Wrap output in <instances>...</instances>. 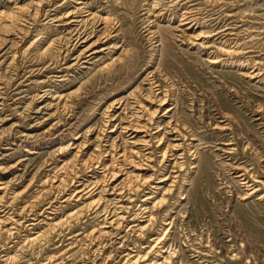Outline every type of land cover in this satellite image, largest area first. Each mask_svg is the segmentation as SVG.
<instances>
[{"label":"rangeland","instance_id":"1","mask_svg":"<svg viewBox=\"0 0 264 264\" xmlns=\"http://www.w3.org/2000/svg\"><path fill=\"white\" fill-rule=\"evenodd\" d=\"M16 1L19 2L17 5L27 6V10H31L35 6L33 2H36ZM53 1L61 4L65 0ZM167 1L170 0H122L118 6L110 3L108 13L104 16L118 22L116 26L120 24L117 27L118 37L110 38L106 45L114 46L117 41L118 46L122 47L108 48L98 53L90 64H84V68L75 66L70 72L73 76L69 79L72 80L62 82L61 87L57 86V78L54 79L58 74L51 71L56 69H50V73L31 72L35 63L28 62L27 55L20 54L21 51L17 52L18 56L9 69L0 66V80L3 79L0 90L6 102L0 105L3 107L0 108V182L11 181L6 189L8 194L3 199H8L10 192H16L15 211L28 200H36L34 203L40 209L39 206L45 207L48 201L56 197L53 190L39 191L42 187L40 179L52 177L55 169L52 168L56 164L73 158L74 146L79 141L91 140L92 150L98 143L96 135L103 136L106 132L108 114L116 110L115 114L124 116V111L116 108L118 105L115 101L136 88H140V91L146 88L144 79L150 72L160 74L166 85H172L175 107L171 111L180 127L187 126L181 128L187 137L182 146L186 158L174 192L166 197L167 205L153 211L156 219L143 235L127 229L136 223L130 220L133 212H123L127 219L118 229L125 237L117 238L112 229L105 246L98 242L91 245L83 234L99 228L103 216L94 209L83 207L88 199L84 202L69 200L67 205L65 202L60 204L75 189L73 187L76 184L71 185L63 191L62 198H58L61 194L54 199L55 215L54 218L49 217L57 221L66 218L69 212L80 209L69 219L75 231L68 233L64 230L61 236L48 233L46 242L41 245L32 244L21 249L27 234L22 230L20 239L1 242L0 259L6 255L19 256L21 261L17 264H47V256H59L56 264H125V255L129 252L132 256H144L155 245L152 240L163 236L161 246L174 253L171 264H264V199H261V194L244 199L247 190L239 177L246 170L257 175V180L264 181V0H195V17L206 20V23L186 31L179 22L181 9ZM4 3L10 7L0 5V8L12 11L14 3ZM103 3L101 5H105ZM151 4L157 5V8L152 9H160L163 17L153 20L151 11L147 9ZM154 26L155 29H152ZM46 27L47 22L39 14L32 34L38 32V36L43 37L44 31L48 29ZM224 28H229L230 32L223 35L221 40L240 50L233 56L235 64L230 63L231 58L227 55H221L213 49L200 50L198 44L188 43V36ZM152 30L159 32L163 42H156L154 35H151ZM220 37V33H217L210 38L219 41ZM201 43L205 45L206 42ZM8 45L0 51V59L9 54V48L6 49ZM123 50V59L128 57L132 61V69L123 75L124 68L120 67L122 63L119 62L115 66L120 69L115 73L123 76L112 81L109 78L110 69L115 66L102 71L97 69L98 65L101 61H108L111 54L117 56ZM210 54L212 57L220 56L221 61L209 63ZM46 76H49L47 87L51 88L44 90H54L56 86L61 93H69L68 103L71 105L67 112H61L60 108L57 114L51 115L40 125H33L35 120L53 112L55 106L47 105V102L52 101L51 97L41 101L31 100L29 109L34 105H44L39 113L29 112L30 116H24L16 113V110L29 103L30 97L40 89L37 79L42 80ZM128 83L131 84L126 88ZM18 91L21 97L15 101L19 100L20 103L12 104L15 102L10 99ZM166 120L169 121L168 118ZM122 121L124 123L125 119ZM172 125L175 126L174 121ZM26 132L32 135L28 136L29 139L21 134ZM191 137L198 144L196 156L201 153L210 161V169L204 176H200L199 170H190L194 162L187 150ZM72 142L75 144L64 151ZM61 148L63 150L59 152ZM152 152L155 155L154 150ZM153 172L145 170L143 174L148 176ZM90 173L80 171V179L93 180L100 176L99 173L93 176ZM1 195L0 191V198ZM2 216L0 213V218ZM46 216L48 214L42 216L43 221L32 232L46 229L49 222ZM172 220L174 225L169 230L167 223ZM31 223L26 225V230L32 229ZM142 224L146 225V222ZM78 233V237L82 238L71 243ZM14 241L18 244L15 245ZM71 250L75 253L69 257L66 255L68 253H63H71ZM157 254H147L138 264L148 263Z\"/></svg>","mask_w":264,"mask_h":264},{"label":"bare ground","instance_id":"2","mask_svg":"<svg viewBox=\"0 0 264 264\" xmlns=\"http://www.w3.org/2000/svg\"><path fill=\"white\" fill-rule=\"evenodd\" d=\"M5 1L11 4L14 3L12 11H6L0 8V51L5 45L9 44L6 48H9V54L0 59V66L3 67L4 65L6 69L13 66L18 56L17 52L19 53V51H21L20 54L27 55L26 60L28 62L33 61L35 63L33 67L31 66V72H55L58 75H56L54 79L57 78V86L61 87L62 82L65 81L67 83L72 80L69 79L70 76H73L70 72L73 71L72 69L75 66L84 68L86 67L85 63L90 64L91 60L94 59L98 53L108 50V48L118 49L122 47L118 46L117 41L114 46L106 45L110 38L118 37L117 27L120 23L116 26L118 22L111 20L110 17L104 16L108 13V6H110V3L113 2L118 6L122 3V0H107L105 3H103L104 0H65L61 4L53 0H36V2H33L35 6L33 5L31 10L30 8L27 10V6H25V8L24 6L17 5L19 2L16 0H0V5L7 6V4L4 3ZM167 2H170L172 5L176 4L179 10L181 9L178 17L180 19V25L185 26V31L194 30L195 25L206 23V20H202V18L199 20V18L195 17V0H170ZM102 3L105 5H101ZM156 4H151L149 8H147L148 11H151V15L154 17L153 20H156L163 14L160 9H152L157 8ZM46 7L47 9H45ZM39 14L43 17V20L47 22L48 27V29L44 31L45 34L43 37L38 36V32L32 34V27L35 24L37 25ZM152 29H155V26L152 27ZM229 32V28L218 31L214 29L210 32H201L197 35L188 36L187 39L190 40L188 43L192 45L198 44L200 50L213 49L221 55H227L231 58V60L229 59L230 63L235 64L233 56L240 50H238L237 47H231L230 43L221 40L224 38L223 35ZM217 33H220V36H222L219 41H215L214 39L211 40L210 37ZM152 34L156 38V42L160 43L163 40L157 30H152L151 35ZM201 41H205V45H203V43L200 44ZM211 41L212 44L210 45L209 43ZM217 44L219 45L218 47ZM12 47H17L18 49L16 48V50ZM122 53H125L124 50L117 56L111 54L108 61L105 60L106 62L101 61L100 64L98 63L99 67L97 69L103 71L120 62L122 63L120 67L124 68L123 75H127L128 72L130 73L133 63L128 57L123 59ZM31 57L33 59H30ZM221 59L220 56L212 57L210 54L208 62L214 64L221 61ZM120 67L116 68L115 66V69H110L111 73L109 72V78L112 81L123 76L115 73ZM50 69L56 70L50 71ZM48 79L49 76H46L42 80L37 79L40 87L39 91L30 97L31 99L28 104L22 107L18 106L20 107L18 109L16 108V113L19 115L28 116L30 114L29 112L39 113L42 111L44 105L40 107L34 105L29 109L28 107L30 106L31 100L41 101L47 97H51L52 101L47 102V105L55 106L53 112L47 113V116L44 118L35 120L33 125H40L51 115L57 114L60 108L61 112H67L71 105V103H68V100H70L68 99L69 93H61L57 90L56 86L53 87L54 90H44L46 88H51L47 87L49 86L46 84ZM2 80L1 78L0 85L3 84ZM144 80L147 87L143 88L142 91H140V88H136L130 91L126 96L120 97L115 101V104L118 105L116 108L120 109V111H124V116L119 117V114H115L116 110L108 114V126L107 129L104 128L106 132L103 136L96 135L98 143L95 144L92 150H90V147L93 143H91L90 139V141H79V143L74 146L75 152L73 158L61 164H56L52 168V170L55 168L52 171V177L46 176L40 179L42 187L39 191L47 192L53 190L54 196L56 197L61 195L63 191L68 190L69 186L76 184L73 187L75 189L72 190L67 197H64L60 204L63 202H65L64 204H68L69 200L84 202L88 199V201L83 204V207L94 209L101 213L100 215L103 216L102 225L100 224L101 226L99 228H94L89 233L83 234L91 245L98 242L97 244L105 246V241L107 237L112 234L110 231L112 229L115 230L113 232L117 238L125 237L121 234L122 231L118 229L123 225V221L125 222V219H127V216H125L123 212L128 214L133 212L130 216V220L132 223H136V225L133 224V228H129V226L127 229L140 233L139 235H143L144 231L151 227L150 224L152 225L153 221L156 219L153 211H155L157 207L159 210V208L162 209L167 205L166 197L174 192L179 180V171L183 167L186 158L182 146L184 141L187 140V137L183 129H181L183 126H179V122L175 120L174 114L171 111L175 107V105H173L175 104V99L173 98L175 93L173 91L174 89L172 90V85L170 86L169 84L170 87L166 85L164 78H162L160 74H156V72H150ZM19 82L20 81H18V83ZM130 84L131 83H128L125 87H129ZM0 88H2V86H0ZM126 88H123V90H126ZM2 93V90H0V105L6 104L4 94L1 95ZM19 93L18 91L16 95L10 99L15 102H12V104L20 103L19 100L17 102L15 101L21 97ZM119 93L120 92H118V94ZM15 96L18 97L14 99ZM0 108L3 107L1 106ZM166 118H168L169 121L166 120ZM123 119H125L124 123H122ZM173 121L175 122V126L172 125ZM183 128H187V126ZM21 134L26 138L31 135L30 132ZM73 139H77V137H73ZM194 140V137L190 138L187 148L188 152L193 156L191 159L194 161L190 170H199L200 176H204L208 169H210V161L201 153L199 156H196L198 144L194 143ZM72 144L75 143L72 142L68 144L64 151ZM62 150L63 148H61L59 152ZM152 150H154L155 155H153ZM82 170L90 171V174H92L91 176L96 173H99L100 176H96L93 180L89 178L88 180H82L83 178L80 179V171ZM145 170H153L154 172L146 176L143 174ZM256 176L257 175H253L246 170L239 176L244 188L247 190L244 199L258 194H261V199H264V192L262 191L264 190V181L257 180L258 178ZM153 181L157 183L153 184ZM9 183H11V181L6 183L0 182V191L2 192L0 198V213L3 214L2 218H0V244L3 241L12 242L14 239H20L19 236L21 234L19 233H21L22 230L23 232L26 231L27 234L22 241L21 249L29 245L32 246V244L41 245L43 242H46L45 236L48 233L61 236L64 230H67L68 233L75 231L69 219L75 215L76 212L80 211V209L69 212L64 219L54 221L55 205L53 201L55 197L52 198L51 201H48L45 207L39 206L41 207L40 209H37L38 207H36L34 203L36 200L32 201V199L23 202L22 206L16 209L18 211H15L13 206H15V200L18 196L17 193L9 191L11 196H8L6 200L3 199L8 194L6 189H8ZM139 193H141L140 196ZM63 196L64 194L58 198H62ZM44 214H48L45 218L49 220L47 227L45 226L46 229L37 233L32 232L43 221L42 216H44ZM30 221H32L30 224L32 229L27 228L26 230L25 227ZM143 222H146V225H143ZM167 225L170 230L174 225V221L172 220L170 223H167ZM38 227L36 229H38ZM75 235L76 238H74L71 243H75L78 239L82 238L78 237L80 233ZM162 239H164L163 236L153 239L152 242L155 243V245L151 246L149 252L144 256L138 254L132 256L131 252H129L125 255V264H138L146 258L147 254L152 252L158 254L156 257L153 256L152 259H149V262L146 264H171L174 253L172 250H165L164 245L161 246L164 242ZM15 241L14 244L17 245L18 242ZM160 246L161 249H159ZM73 252L74 251L70 253V251H66L63 253H68L66 255L69 257ZM58 257L47 256L45 260L47 264H56V260L59 259ZM160 259L162 260L159 261ZM19 261H21L19 256L12 257L6 255L0 259V262L3 264H17Z\"/></svg>","mask_w":264,"mask_h":264}]
</instances>
